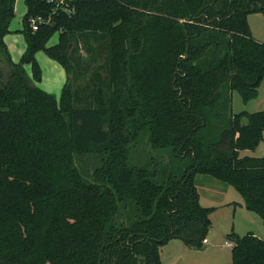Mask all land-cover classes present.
Wrapping results in <instances>:
<instances>
[{"label":"trees","instance_id":"trees-1","mask_svg":"<svg viewBox=\"0 0 264 264\" xmlns=\"http://www.w3.org/2000/svg\"><path fill=\"white\" fill-rule=\"evenodd\" d=\"M16 2L0 0V264H161L172 240L201 249L216 208L201 205L199 174L233 186L264 224V157L240 156L264 141V111L220 127L225 98L247 103L264 81L248 21L264 0H79L71 15L25 0L14 63ZM37 16L52 20L33 31ZM39 52L66 70L59 97L38 85ZM144 140L167 168L133 163ZM89 155L91 174L77 164ZM228 238L232 264H264L263 239Z\"/></svg>","mask_w":264,"mask_h":264},{"label":"rangeland","instance_id":"rangeland-1","mask_svg":"<svg viewBox=\"0 0 264 264\" xmlns=\"http://www.w3.org/2000/svg\"><path fill=\"white\" fill-rule=\"evenodd\" d=\"M248 21L254 38L264 43V12L251 14L248 17ZM11 26L13 29L17 28L18 18L13 19ZM58 41L59 34H56L49 41L48 46H54ZM98 53H102L104 59L107 55L106 45L101 46ZM42 54L46 59H49L44 52ZM79 55L82 65H85L86 62L84 61L89 59V54L84 46H82ZM220 111V127L222 128L228 125L232 114H240L242 112L252 114L264 111V81L258 90L256 98L246 103L243 101L241 94L234 91L229 94L227 99L225 98ZM247 123L248 119L245 117L242 124L245 125ZM222 148L229 151L227 146ZM132 156L133 163L139 164V166L147 163L149 165L151 158L160 162V166H164V168H167V164L171 162L167 153L154 151L147 140L141 142L133 150ZM240 156L264 157V141L255 150L240 152ZM77 164L81 169L88 171L89 174L100 166L99 160L93 155L80 158ZM197 179L196 186L200 194L201 205L216 208L211 214L213 225L207 236L209 243H203L201 249H196L190 248L181 240H172L161 248V264H232L233 247L226 245V242L230 241L228 235L235 232L240 236H245L251 231L261 234L260 227L264 230V224L260 217L246 209L242 195L233 186L209 175L199 174ZM239 203H242V206Z\"/></svg>","mask_w":264,"mask_h":264},{"label":"crops","instance_id":"crops-1","mask_svg":"<svg viewBox=\"0 0 264 264\" xmlns=\"http://www.w3.org/2000/svg\"><path fill=\"white\" fill-rule=\"evenodd\" d=\"M27 11H28V8H27L25 0H17L16 7H15V12H16L15 18H18V26L16 29H13L12 26L10 25V31L11 32L4 39L5 43L7 45V48L9 50V53L11 55L12 61L14 63H19L20 59L22 58V56L25 53L26 48H27L26 38L22 32V30L24 28V17L27 14ZM252 34H253V32H252ZM261 43H263V42H261ZM41 54H42V52H39L36 56L40 66L42 68V71H43L42 81L38 85L44 91H46L50 94H54V95L59 97L61 92H62V89H63V87L67 81L68 75L66 73V70L58 62L52 60L48 56H47V58H49V59H46L44 57V55L43 54L41 55ZM27 70H28L29 74L31 75L30 66L27 67ZM196 181H198L197 178H196ZM240 205L242 206V203ZM249 216H251V215H249ZM250 218H252V217H250ZM251 229H253V228H251ZM260 229H261V232H260L261 234H257L253 231H251L249 233H253L257 237L264 240V230L261 227H260ZM207 240H208L207 243H209V239H207Z\"/></svg>","mask_w":264,"mask_h":264},{"label":"built area","instance_id":"built-area-1","mask_svg":"<svg viewBox=\"0 0 264 264\" xmlns=\"http://www.w3.org/2000/svg\"><path fill=\"white\" fill-rule=\"evenodd\" d=\"M79 0H46L48 4L52 5L53 8V14L56 13H65V14H74L76 10V5ZM52 20V16H49L47 18L43 16H37V17H31L29 19L30 27L33 31H37L39 27L42 24H48ZM207 239L204 241V243H207ZM226 245L229 247H233L234 243L229 241L226 242Z\"/></svg>","mask_w":264,"mask_h":264},{"label":"water","instance_id":"water-1","mask_svg":"<svg viewBox=\"0 0 264 264\" xmlns=\"http://www.w3.org/2000/svg\"><path fill=\"white\" fill-rule=\"evenodd\" d=\"M185 59L187 58V56L184 57Z\"/></svg>","mask_w":264,"mask_h":264}]
</instances>
